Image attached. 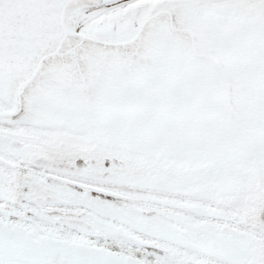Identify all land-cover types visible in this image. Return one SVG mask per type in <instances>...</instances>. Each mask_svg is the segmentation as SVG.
I'll use <instances>...</instances> for the list:
<instances>
[{
    "label": "water",
    "instance_id": "1",
    "mask_svg": "<svg viewBox=\"0 0 264 264\" xmlns=\"http://www.w3.org/2000/svg\"><path fill=\"white\" fill-rule=\"evenodd\" d=\"M121 1L0 0V89L5 104H11L25 79L33 83L21 85L16 96L23 87L27 91L15 99L17 114L11 118L50 122L54 113L58 121L85 119L91 122L87 128L95 130L96 125L118 136L119 130H148L146 136H166L168 145L182 147L179 133L194 125L201 132L198 140L220 131L196 120L212 108L216 76L225 79V105L236 110V105L244 109L254 102L259 113L253 89L235 92L230 103V79L238 83L255 71L230 76L227 70L238 68L240 57L224 51H233V36H240L237 45H257L258 54L264 46V0L158 2L149 8L137 37L130 27L96 38L74 30V21ZM53 74L59 75L56 81H51ZM61 221L92 231L78 220ZM27 250L45 263L58 261L44 248Z\"/></svg>",
    "mask_w": 264,
    "mask_h": 264
},
{
    "label": "flooded vegetation",
    "instance_id": "2",
    "mask_svg": "<svg viewBox=\"0 0 264 264\" xmlns=\"http://www.w3.org/2000/svg\"><path fill=\"white\" fill-rule=\"evenodd\" d=\"M46 131L0 126V264H46L27 251L32 245L54 252L58 261L52 264H264V255L255 260L248 252L239 257L234 248L222 251L217 235L210 247V240L205 239L210 235L203 227L206 218L215 229L226 219L190 206L187 198L190 193L207 195L214 210L225 204L232 214L253 223L264 214V171L255 169L248 159L241 161L245 168L231 173L223 183L221 178L216 182V176L206 182V175L132 178L119 172L113 179L117 189L111 190L110 176L101 177L92 166L81 170L77 157L62 160L57 151L54 158H47ZM41 167L49 168L44 171L47 178L36 179L31 168ZM253 175L258 177L257 189ZM257 201L263 204L261 213ZM14 207L19 221H13ZM243 210L245 214L238 213ZM60 218L83 221L94 232L65 224ZM246 247L253 245L247 242ZM196 254L212 256L215 261L206 263Z\"/></svg>",
    "mask_w": 264,
    "mask_h": 264
},
{
    "label": "rangeland",
    "instance_id": "3",
    "mask_svg": "<svg viewBox=\"0 0 264 264\" xmlns=\"http://www.w3.org/2000/svg\"><path fill=\"white\" fill-rule=\"evenodd\" d=\"M162 1L174 0H151L149 6L136 21L125 18L117 24L101 22L104 16L103 12L91 14L74 21V30H77V26H81L84 28L81 32L94 36L109 33L112 30L115 34L123 27H130L132 35L135 37L138 35L143 21L150 15L149 8ZM132 3L135 2L127 4ZM237 43H242V40L239 39V36H233V51H224L227 56L240 57V59H236L238 68L227 70L228 74L246 77L249 70L255 71V73L252 77L238 83L230 79L232 89L230 103H234L235 92L253 89V97H258L259 113H256L254 102H250V108L242 109L236 105V110H234V105H225V79L216 76L209 98L212 108L196 116V120L209 122L210 129L218 127L220 130L213 133V136L211 133L201 136V140L209 141L210 144L198 140L201 132L197 125L179 133L183 139L182 147L168 145L166 136H146L148 130H119L118 136L96 125H93L95 130L87 128L91 126V122L85 119L75 124L74 119L69 123L58 121L54 113H50V122L29 118L20 120L0 118V126L31 128L40 132V129L45 128H40V125L51 124L50 126L55 130L65 133V141L74 145L76 150H81L80 153L73 154L77 156L75 160L76 164L80 165L78 168L86 170L92 166L101 177L110 176L109 187L111 190L117 189L113 179L119 172H124L132 178L174 174L195 179L198 176L202 178L206 175V182L216 176L218 177L216 182L221 178L220 181L223 183L226 178L230 179L231 173L241 170L240 167H246L245 163L241 164V161L246 159L249 160V164L255 166V169L264 171V46L258 48L257 54V45H237ZM10 106L5 104L0 89V112L9 109ZM13 114H17V112ZM12 121L14 124L11 123ZM50 157L54 158L52 155L47 158ZM90 160L92 163L89 162ZM31 169L32 175L36 179L42 175L47 178L44 171L49 170L48 167ZM253 180L257 189L258 177L254 176ZM259 187L261 189L260 185ZM134 191L139 190L136 188ZM187 198L190 206L205 209L207 212L211 211L221 216L222 219H226V221H221L220 228L215 229L214 225L209 222L210 219L206 218V224L203 227L207 231V236L210 235L205 238L210 240V247H214L212 241L217 235V238L219 237L218 239L222 242V251L234 248V251H238L239 257L247 256L246 252L249 253L250 259L258 260L263 257L264 214L256 216L253 223L247 224L243 217L241 220L240 215L232 214V208L228 205L222 204L214 210L215 207L207 201L211 197L207 195L190 193ZM23 202L25 203L24 200ZM256 208H260L259 212L261 213L262 202L257 201ZM17 212L18 209L14 207L13 221L21 220ZM238 213L245 214V210ZM231 219H235L236 223H232ZM193 223L191 216L190 224ZM247 242L252 243L251 249L246 247ZM196 256L199 255L196 254ZM199 258L206 263L215 261V258L209 255L205 257L201 255Z\"/></svg>",
    "mask_w": 264,
    "mask_h": 264
},
{
    "label": "bare ground",
    "instance_id": "4",
    "mask_svg": "<svg viewBox=\"0 0 264 264\" xmlns=\"http://www.w3.org/2000/svg\"><path fill=\"white\" fill-rule=\"evenodd\" d=\"M150 1L151 0H123L93 14L103 12L104 16L102 17L101 22L106 21L117 24L123 21L125 18H129L131 21H136L140 17V14L149 6ZM131 2L135 3L127 4ZM76 29V32H81L84 28L81 26H77ZM139 33L140 32H138V34ZM137 36L138 35H135V37ZM239 39H241L240 36Z\"/></svg>",
    "mask_w": 264,
    "mask_h": 264
},
{
    "label": "trees",
    "instance_id": "5",
    "mask_svg": "<svg viewBox=\"0 0 264 264\" xmlns=\"http://www.w3.org/2000/svg\"><path fill=\"white\" fill-rule=\"evenodd\" d=\"M62 140V139H61ZM62 142L63 143H66V144H70L68 141H65V140H62ZM51 143H53V141L51 142ZM62 154L64 155V154H66V151H62ZM69 154V152L66 154V156Z\"/></svg>",
    "mask_w": 264,
    "mask_h": 264
}]
</instances>
